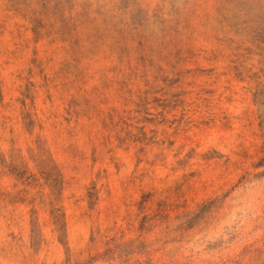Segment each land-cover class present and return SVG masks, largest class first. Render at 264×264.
I'll list each match as a JSON object with an SVG mask.
<instances>
[{
	"label": "rangeland",
	"instance_id": "374dc122",
	"mask_svg": "<svg viewBox=\"0 0 264 264\" xmlns=\"http://www.w3.org/2000/svg\"><path fill=\"white\" fill-rule=\"evenodd\" d=\"M0 264H264V0H0Z\"/></svg>",
	"mask_w": 264,
	"mask_h": 264
}]
</instances>
